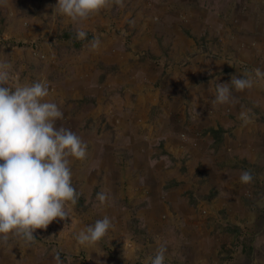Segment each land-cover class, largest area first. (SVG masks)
<instances>
[{"label":"rangeland","instance_id":"374dc122","mask_svg":"<svg viewBox=\"0 0 264 264\" xmlns=\"http://www.w3.org/2000/svg\"><path fill=\"white\" fill-rule=\"evenodd\" d=\"M56 2L0 0V61L12 89L46 82L56 126L87 144L70 158L79 200L34 242L0 244V264H150L161 244L164 264H264V0H122L77 22ZM245 73L251 88L214 102ZM105 216L108 234L81 246Z\"/></svg>","mask_w":264,"mask_h":264},{"label":"clouds","instance_id":"9594fccd","mask_svg":"<svg viewBox=\"0 0 264 264\" xmlns=\"http://www.w3.org/2000/svg\"><path fill=\"white\" fill-rule=\"evenodd\" d=\"M112 3L122 5V0H57L54 8L59 15L73 22L83 21ZM87 32L79 29L76 38L84 40ZM101 45L99 38L90 42L92 49ZM7 61H0V244H6L10 236L22 239L25 244L35 241L36 229H45L54 220L68 219L66 204L75 206L79 193L72 184L70 158L83 160L87 144L73 131L57 127L56 121L63 112L55 102L46 101L49 86L35 81L18 85L15 89L6 86L9 78ZM256 77L264 72L256 70ZM254 79L245 73L231 77L229 83H217L214 102L228 103L232 89L243 91L253 86ZM247 125L252 117L248 111L240 113ZM240 182L249 184L253 174L242 171ZM101 203L107 193H97ZM112 227L105 216L86 225L76 236L84 247L98 244ZM166 246L161 244L150 264H164ZM56 264H63L61 254L53 257Z\"/></svg>","mask_w":264,"mask_h":264},{"label":"trees","instance_id":"16d2710c","mask_svg":"<svg viewBox=\"0 0 264 264\" xmlns=\"http://www.w3.org/2000/svg\"><path fill=\"white\" fill-rule=\"evenodd\" d=\"M19 45V44H18Z\"/></svg>","mask_w":264,"mask_h":264}]
</instances>
